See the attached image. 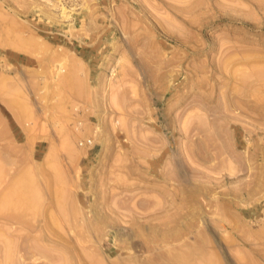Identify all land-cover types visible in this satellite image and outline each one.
I'll return each instance as SVG.
<instances>
[{
  "label": "rangeland",
  "instance_id": "374dc122",
  "mask_svg": "<svg viewBox=\"0 0 264 264\" xmlns=\"http://www.w3.org/2000/svg\"><path fill=\"white\" fill-rule=\"evenodd\" d=\"M0 264H264V0H0Z\"/></svg>",
  "mask_w": 264,
  "mask_h": 264
},
{
  "label": "bare ground",
  "instance_id": "6f19581e",
  "mask_svg": "<svg viewBox=\"0 0 264 264\" xmlns=\"http://www.w3.org/2000/svg\"><path fill=\"white\" fill-rule=\"evenodd\" d=\"M8 247H9V245H8ZM12 247V246H11ZM13 248V247H12ZM6 249H7V246H6ZM9 249H7V251H8ZM6 251V250H5ZM67 262H68V260H67Z\"/></svg>",
  "mask_w": 264,
  "mask_h": 264
}]
</instances>
